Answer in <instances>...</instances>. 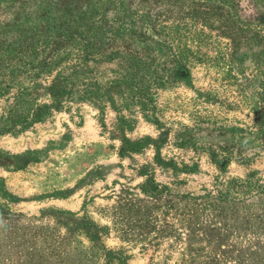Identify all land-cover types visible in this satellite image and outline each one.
<instances>
[{"label":"rangeland","instance_id":"374dc122","mask_svg":"<svg viewBox=\"0 0 264 264\" xmlns=\"http://www.w3.org/2000/svg\"><path fill=\"white\" fill-rule=\"evenodd\" d=\"M220 40L187 38L153 104L112 64H91L102 97L56 110L34 92L42 117L0 135V264H264V150L212 151L258 108L253 64L225 63Z\"/></svg>","mask_w":264,"mask_h":264},{"label":"trees","instance_id":"16d2710c","mask_svg":"<svg viewBox=\"0 0 264 264\" xmlns=\"http://www.w3.org/2000/svg\"><path fill=\"white\" fill-rule=\"evenodd\" d=\"M0 13L10 15L0 21V135L42 117L41 86L56 110L73 93L102 97L91 64L114 65L110 82L153 104L158 89L186 73L187 38L222 39L225 63L253 64L246 87L258 108L254 130H223L212 151L230 158L247 144L264 150V0H0ZM25 79L32 87L20 86Z\"/></svg>","mask_w":264,"mask_h":264}]
</instances>
